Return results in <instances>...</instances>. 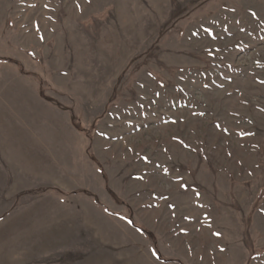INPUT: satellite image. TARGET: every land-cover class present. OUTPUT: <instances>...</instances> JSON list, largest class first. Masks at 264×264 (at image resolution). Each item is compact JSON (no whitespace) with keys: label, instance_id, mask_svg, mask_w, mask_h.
Wrapping results in <instances>:
<instances>
[{"label":"rangeland","instance_id":"1","mask_svg":"<svg viewBox=\"0 0 264 264\" xmlns=\"http://www.w3.org/2000/svg\"><path fill=\"white\" fill-rule=\"evenodd\" d=\"M0 264H264V0H0Z\"/></svg>","mask_w":264,"mask_h":264}]
</instances>
